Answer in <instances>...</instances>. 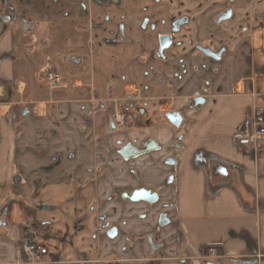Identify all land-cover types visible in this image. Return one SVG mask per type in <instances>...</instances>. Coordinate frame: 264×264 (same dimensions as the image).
<instances>
[{"label":"crops","instance_id":"1","mask_svg":"<svg viewBox=\"0 0 264 264\" xmlns=\"http://www.w3.org/2000/svg\"><path fill=\"white\" fill-rule=\"evenodd\" d=\"M204 4L194 38L219 60L184 40L155 55L171 0H0V264H30L26 235L49 249L35 264L137 263L152 258L150 236L173 260L217 247L263 264L264 142L236 135L264 112V5L226 33L198 31L227 2ZM130 94L144 114L116 129ZM172 102L180 125L165 118ZM141 189L158 202L132 200Z\"/></svg>","mask_w":264,"mask_h":264},{"label":"flooded vegetation","instance_id":"2","mask_svg":"<svg viewBox=\"0 0 264 264\" xmlns=\"http://www.w3.org/2000/svg\"><path fill=\"white\" fill-rule=\"evenodd\" d=\"M171 1H172L173 5L175 7V14H176V11H177V8H178V6H177L178 0H171ZM192 1L193 0H182V3H183V5H185V4H189ZM223 1H226L227 2V5L221 11L222 13L217 17V19H219L220 17L226 16L227 14H229V12H231V16L229 18H226V19L221 20L220 22H217V19H216V22L217 23H222V22L229 21V20L233 19L235 17V15H236V5L237 4H239V3H242V4L243 3H251V2H254V1H257V0H223ZM245 14H247V12ZM185 19H186V22H184L182 24H178L179 21L185 20ZM4 21L5 22H11L12 21L11 15L10 14L9 15L6 14L5 17H4ZM190 21H191V17L188 14H186V13H184L180 17H177V16L175 17V15H174L173 20H172V23H171L170 30L167 33L161 34L159 36V46H158V48H157V50L155 52V55H157L158 57L164 58L166 51L169 50V49H173V46H175L176 44H178L179 41H180L179 40L178 42H175V40H174L175 34L180 33L181 32V29L183 28V26L185 24L189 23ZM246 21H245V23H248ZM162 36H169L170 37L171 43H170V46L168 48H164V49L161 48L162 43H161L160 38ZM200 46H202L204 48H209L208 46H205L203 44L202 45L201 44H199V45H192V48L194 50H197L198 52H200L199 49H198V47H200ZM217 52H219V51H217ZM170 72H171L170 75H169L170 85H171L170 91H171V97H172V100H173V64H172V67H171V71ZM141 99L142 98L139 97L137 94H130L128 96H125V98L122 100L121 103H119L118 100L116 101V104L119 103V104H117V106H118L117 109H118V111H123L126 108H129V113L132 112V111H135L136 113H139V114H142L143 115L144 114V109L140 106ZM129 113H128V115H129ZM165 118H166V120H168L173 125V102L171 104V110H169L168 112H166ZM113 124H114V128H116V129H123V128L127 127V122H126V126L125 127H122V128L118 127L115 124L114 119H113ZM150 145H148L147 147H144L143 149L144 150H148V148H153L154 145L153 144H150ZM168 162H170V163L173 164V158H170V160ZM141 190H143V189H141ZM148 191H150V190H148ZM150 192H151V194H154V193L157 194V197H158V199L156 201H154V202H151L150 201V202L153 203V204L156 203V202H158V200H159V193L157 191H152V190ZM133 194L131 195V198H132ZM164 214L169 219V223L167 225H165V226H161L160 225V220H161L162 215H164ZM169 224H171V219L169 218L168 213H165V212L162 213L160 215V217H159V225H160V227L161 228H164V227L168 226ZM112 229H114V228H111L109 231H111ZM115 229L117 230V228H115ZM109 231H108V235H109ZM117 233H118V231H117ZM149 239H150V244H151V251H152L153 254L151 256L152 258H148L147 259V262H148L147 264H163L165 262L168 263L169 260H170L169 258H165V257L158 256V255L155 254V252L157 250H161L164 246H162V244L155 243L154 240H153V238L151 236L149 237ZM212 248L215 249V254L213 256V259H205V260H202V261H200L198 259L197 260L195 259L194 261H192V260L190 261L189 259L180 258V260L182 262L181 264H208V263H215V264H255V262L241 263V262H239L237 260L223 258L221 256V254H220V252H219V250H218L217 247H212ZM208 255L210 256V252H209ZM171 260L173 261V259H171ZM263 264H264V262H263Z\"/></svg>","mask_w":264,"mask_h":264},{"label":"rangeland","instance_id":"3","mask_svg":"<svg viewBox=\"0 0 264 264\" xmlns=\"http://www.w3.org/2000/svg\"><path fill=\"white\" fill-rule=\"evenodd\" d=\"M196 1H198V3L200 5L201 8L203 7V5L201 6V4L205 3L207 0H193L192 2H190L189 4H185L183 5L182 0H178L177 3V11L175 14V17H180L181 15H183L184 13L188 14L189 16L193 17L195 11H197L198 6L195 7V3ZM212 1H219V0H210V2ZM181 2V3H180ZM189 2V1H188ZM194 3V4H193ZM214 4V3H213ZM205 5V4H204ZM264 5V0H257L251 3H239L236 5V15L233 19L229 20V21H225L222 23H217L216 19L217 17L222 13V12H218L217 14H214L213 16L210 17V21L213 20L212 24H209L207 26H204L203 28L199 25H197L196 27H198V31L200 32L201 29H207V30H214V29H221L223 30V32L229 33L235 29H244L245 27V19L249 20L250 16H253L256 10V7ZM184 6V7H183ZM200 9V8H199ZM247 12V14H245ZM195 19H191V21L187 24H185L183 26V28L181 29L180 33L175 34L174 36V40L175 42H178L179 40H184L186 43L187 42H191L192 45H199L201 43L196 42L195 38H194V32H195ZM247 24V23H246ZM202 45V44H201ZM200 53V52H199ZM49 78H50V74H49ZM66 215V214H65ZM64 216V215H61ZM61 222L63 224H67L68 225V219L67 218H61ZM67 228V226H65ZM68 230V229H65ZM164 257V256H162ZM167 257V256H166ZM185 259H189L190 261H194L195 259L197 260H205V259H213V256H209L208 254H204L201 257L198 258H185ZM147 260L144 261H140V262H134L131 264H147ZM181 260H169V262H165L163 264H181ZM101 264H123V263H119V261H114V260H107L102 262Z\"/></svg>","mask_w":264,"mask_h":264},{"label":"built area","instance_id":"4","mask_svg":"<svg viewBox=\"0 0 264 264\" xmlns=\"http://www.w3.org/2000/svg\"><path fill=\"white\" fill-rule=\"evenodd\" d=\"M50 79L53 81H58L59 77L57 74H50ZM129 113V108L123 111H117L114 116L115 124L122 128L126 126L127 116ZM236 139L240 144L243 145H258L260 142H264V112L259 111L255 114L253 120V132L246 134H237ZM21 250L26 255L30 264H35L36 262L41 263L45 261L47 255L49 254V249L35 240L31 235H26L21 243ZM215 249L210 250V255L214 256Z\"/></svg>","mask_w":264,"mask_h":264},{"label":"water","instance_id":"5","mask_svg":"<svg viewBox=\"0 0 264 264\" xmlns=\"http://www.w3.org/2000/svg\"><path fill=\"white\" fill-rule=\"evenodd\" d=\"M230 16H231V12H229V14H227L226 16L220 17L219 19H217V22H220L223 19L229 18ZM184 22H186V19L179 21L178 24H182ZM160 40L162 43V45H161L162 49L168 48L170 46L171 41H170L169 36H162L160 38ZM198 49L203 55H205L206 57H209L213 60H219L222 56V53H223V50H221L219 52H215V51L211 50L210 48H204L202 46L198 47ZM194 101H195V105L199 106L205 102V99L202 96L197 95L195 97ZM27 114H28V112L25 111L23 113V116H25ZM180 123H181V115L179 113H173V124L180 125ZM131 199L134 201H138V200L143 199V200L154 202L158 199V197H157V194H155V193L151 194L150 191L143 189V190L136 191L133 194ZM168 223H169V219L167 218V216L165 214L162 215L161 220H160V225L165 226ZM116 234H117V230L115 228L112 229L111 231H109L110 237H114ZM208 264H215V263H208Z\"/></svg>","mask_w":264,"mask_h":264},{"label":"trees","instance_id":"6","mask_svg":"<svg viewBox=\"0 0 264 264\" xmlns=\"http://www.w3.org/2000/svg\"><path fill=\"white\" fill-rule=\"evenodd\" d=\"M240 262V261H239Z\"/></svg>","mask_w":264,"mask_h":264}]
</instances>
